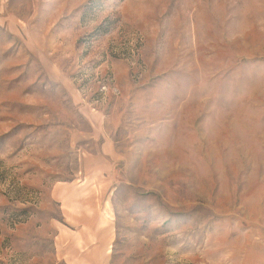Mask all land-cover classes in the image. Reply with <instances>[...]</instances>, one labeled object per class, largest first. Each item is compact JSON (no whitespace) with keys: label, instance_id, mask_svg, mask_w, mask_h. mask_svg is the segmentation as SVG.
<instances>
[{"label":"rangeland","instance_id":"rangeland-1","mask_svg":"<svg viewBox=\"0 0 264 264\" xmlns=\"http://www.w3.org/2000/svg\"><path fill=\"white\" fill-rule=\"evenodd\" d=\"M77 133L112 141L103 175L64 155ZM89 241L264 264V0H0V264Z\"/></svg>","mask_w":264,"mask_h":264},{"label":"crops","instance_id":"crops-1","mask_svg":"<svg viewBox=\"0 0 264 264\" xmlns=\"http://www.w3.org/2000/svg\"><path fill=\"white\" fill-rule=\"evenodd\" d=\"M82 119H83L82 122L86 125V128L87 126L89 127L91 126L89 120H86L84 118ZM79 122H75V125L78 124ZM58 125L59 124H57L56 126ZM62 127L66 128V126H62ZM94 128H96V126H94ZM76 137H77L76 140L74 139L75 137H72V136L69 137V139H67V142L70 144L69 146L73 147L72 148L73 151L71 152V154L67 153L64 155H71L72 158H76V159L93 160L94 167L90 168L88 175H94L92 177L93 179H95L99 175H103V168H102L103 161L108 158H113L116 155L112 141L101 140V134H99V136L93 137L92 135L86 136L85 134L80 136L77 133ZM92 142L95 144L97 149L95 151H86V144L90 143L91 145ZM81 145L84 146L83 147L84 149L81 148L82 147ZM80 171L83 172L84 169L80 168L78 172ZM70 185H71V190L73 191V193H76L82 187H84V183H77V184L70 183ZM86 187L89 188V190L91 191L89 193L92 194L93 189L91 188V184L89 182L87 183ZM75 196L76 195L74 194L70 196L71 202L74 201ZM85 235L87 236V239L92 237L91 233H88V232H86ZM104 238H106V236H104ZM84 246H87V248L89 249V247L94 246V244L89 241L88 244ZM88 249L84 250L82 254L77 253L74 257H72L71 255H68V256L63 255L62 260L64 261L65 264H99L102 261V255L105 249H100L98 255L94 253V251L96 250V247H94V249H89V250Z\"/></svg>","mask_w":264,"mask_h":264}]
</instances>
